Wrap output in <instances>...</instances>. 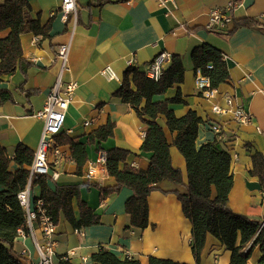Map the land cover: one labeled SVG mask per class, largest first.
Wrapping results in <instances>:
<instances>
[{"label": "crops", "instance_id": "crops-1", "mask_svg": "<svg viewBox=\"0 0 264 264\" xmlns=\"http://www.w3.org/2000/svg\"><path fill=\"white\" fill-rule=\"evenodd\" d=\"M28 1L34 19L39 17L42 25L51 23L50 37L41 39L33 32L22 33L23 56L30 63L29 67L0 75V90L12 94L10 100L0 104V143L12 158L18 144L36 152L44 123L35 113L43 109L59 74L57 48L71 40L69 70L64 80L75 81L78 87L58 136L63 142L59 143L57 138L62 159L58 165L52 163L48 183L52 189L57 183H83L82 198L101 216L99 224L81 230L74 229L61 216L56 227L54 264H60L63 256L72 264H94L92 255L101 246L121 258L128 255L138 258L143 264H148L150 255L195 264L191 248L192 224L173 192H185V186L166 180L158 185L159 189L149 196L151 224L141 231L128 228L130 217L125 204L133 194L129 187L102 200L99 188L87 185L109 187L116 183L104 166H97L95 177L87 176L89 165L96 161L101 150L129 149L132 153L127 163L137 168L148 167L153 153L141 150L147 126L131 105L116 97L115 92L122 85L129 66L146 72L162 52L182 56L185 79L165 94L155 95L153 100L173 98L181 90L185 103H172L170 107L179 117L194 110L202 118L197 147L217 140L218 148L232 155L234 183L229 194L230 207L242 215L264 220V190L260 178L251 173L253 151L264 155V29L243 25L227 33L234 28L236 20L253 19L263 24L264 0H241L233 12V22L220 31L207 28L210 10L225 8L231 0H78L76 23L71 16L68 21L62 18L63 0ZM4 2L0 0V4ZM8 32L0 35L5 37ZM205 42L222 50L231 77L230 82L221 84L210 96L198 88L197 80L203 75L194 70L191 59L193 48ZM107 66L115 72L116 80H109L102 74ZM228 97L234 101L231 106L227 104ZM215 104L226 108L227 112L215 114L212 111ZM238 106L251 114L250 123L239 124L234 120L231 110ZM109 120L115 123L114 135L104 141L87 143L89 135ZM158 121L172 143L174 134L168 129L165 117H159ZM215 123L220 125L219 133L212 127ZM66 138L86 144L87 160L82 174L77 173L74 149L64 142ZM170 153L173 165L182 170L187 183L185 157L174 145ZM18 167L15 161L10 163L11 171ZM54 172H59L57 179L52 176ZM31 193L32 207H35L41 196L40 186L32 188ZM75 209L79 215L76 201ZM34 235L35 238L31 233L20 232L15 243L27 264L39 259L35 239L39 243L44 241L38 224ZM261 256L256 246L246 264H264ZM230 260L231 251L209 234L200 264H230Z\"/></svg>", "mask_w": 264, "mask_h": 264}, {"label": "trees", "instance_id": "trees-1", "mask_svg": "<svg viewBox=\"0 0 264 264\" xmlns=\"http://www.w3.org/2000/svg\"><path fill=\"white\" fill-rule=\"evenodd\" d=\"M241 0H232V14ZM32 7L28 0H5L0 4V33L8 30V35H0V75L12 74L18 68L25 69L30 63L25 61L21 43L24 32H33L41 39L50 37L51 23L42 25L40 18L31 15ZM248 25L264 29V24L253 19L236 20L234 28ZM191 59L194 70L201 72L210 80V90L230 82V72L222 50L209 43L193 48ZM186 67L181 55L174 54L169 65L158 80L148 77L137 66H129L124 72L122 85L115 96L129 103L139 118L146 124L147 132L141 150L152 152L147 168H137L127 163L129 149L115 147L105 150L108 174L115 178L114 186L95 185L100 190L102 200L129 187L133 194L126 201V212L130 217L128 228L145 230L150 226V194L159 189L163 181H170L186 187L185 192L174 190L184 215L192 224L191 248L195 264H200L207 236L213 235L231 251L230 264H246L256 246L262 253L264 263V220L253 219L232 210L229 194L233 187L232 155L228 150L219 149L218 141H208L197 147L202 118L194 110L179 117L170 107L172 103H185L181 90L173 98L154 101L155 95L165 94L170 88L184 82ZM203 93V90L201 91ZM11 92L0 90V104L11 99ZM164 116L168 129L174 134L169 142L164 127L158 118ZM115 123L108 121L94 130L87 143L104 141L114 135ZM59 135H57L56 140ZM58 142L63 141L58 138ZM65 143L74 149L73 158L77 161V173L87 160L86 144L66 138ZM58 144V143H57ZM174 145L182 153L187 166V183L183 173L172 163L170 147ZM59 146V145H58ZM60 147V146H59ZM35 152L24 144L14 149V157L0 143V264H27L24 255L15 248L20 232L29 234L26 210L19 200V192L28 184L31 188L40 186L43 206L56 224L63 215L76 230L99 224L101 216L96 213L81 196L83 183L60 184L52 189L48 176L35 173L31 175L30 166ZM252 174L260 178L264 190V155L254 150L252 154ZM18 164L16 171L10 170V163ZM78 208L79 215L75 209ZM155 227V224H152ZM61 257L60 264H72ZM94 264H143L133 256L119 257L108 248L101 246L92 255ZM148 264H189L172 259L149 256Z\"/></svg>", "mask_w": 264, "mask_h": 264}, {"label": "built area", "instance_id": "built-area-1", "mask_svg": "<svg viewBox=\"0 0 264 264\" xmlns=\"http://www.w3.org/2000/svg\"><path fill=\"white\" fill-rule=\"evenodd\" d=\"M164 4V1H162ZM78 0H63L61 5L62 18L68 21L69 16H71L75 23L78 16ZM264 24V15L261 16ZM233 22L232 14V0L225 8H213L210 10V22L207 25L209 30H225ZM71 40L67 43H62L57 48L56 58L60 64V71L57 76L54 86L51 88L49 94L47 95L43 109L35 113V116L41 118L44 123L43 134L35 152V157L33 163L30 166L31 175L38 173L49 175L51 170V165L59 164L62 159V151L57 144L56 137L59 135L65 124L66 114L70 104L72 103L75 93L78 87L75 81L64 80V74L69 70V56H70ZM172 55L167 52H162L150 63L146 74L148 77L154 80H158L167 64L170 62ZM102 74L109 80H116L117 76L110 66L105 67L102 70ZM197 86L200 90L210 96L214 93V90H210V80L206 77H199L197 80ZM233 99L231 97L227 98L228 106L233 104ZM231 110V109H230ZM215 114H223L227 112V109L215 104L212 108ZM233 111V118L239 124H248L252 121V116L248 113L242 106H238ZM213 129L216 133L221 131L220 125L213 124ZM50 155H52V160L50 161ZM107 163V153L105 150H101L98 158L95 162L89 165L87 176L88 178H93L97 175V166L106 167ZM54 179H57L59 172H54L52 174ZM31 184L21 190L18 194L21 205L26 210L27 224L29 227V233L34 235V230L36 224L39 225L44 241L39 243L36 239V246L39 253V259L37 262L32 264H54V259L56 256V227L57 224L54 222L52 217L46 212L43 206L42 199H37L35 202V207H32V193ZM130 257V255H128ZM127 256V257H128ZM64 260H68L65 256Z\"/></svg>", "mask_w": 264, "mask_h": 264}]
</instances>
